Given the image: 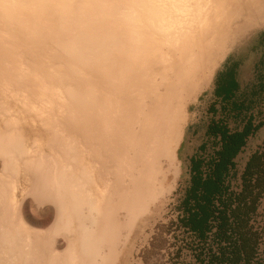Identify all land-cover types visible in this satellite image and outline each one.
<instances>
[{
	"label": "bare ground",
	"instance_id": "6f19581e",
	"mask_svg": "<svg viewBox=\"0 0 264 264\" xmlns=\"http://www.w3.org/2000/svg\"><path fill=\"white\" fill-rule=\"evenodd\" d=\"M213 1L0 0V81L7 78L23 90L29 86L26 67L31 65L23 66L21 51L38 59L44 54L62 57L80 76L75 81L52 71L50 80L75 106L43 123L52 126L42 140L55 149L54 155L39 149L40 139L21 133L17 117L0 102V111L8 116L7 127L0 130L2 168L15 177L23 171L29 184L19 195L32 200L27 203L31 210L20 214L12 197L15 185L9 175L0 174V264H99L98 259L108 256L116 238L144 210L145 202L136 195L152 190L160 173L155 165L162 157L172 158L164 135L179 128L182 92L201 66L199 53L211 30L207 24ZM23 2L51 11L39 12ZM47 15L52 22L47 23ZM84 63L101 71L109 82L105 89L92 86ZM20 105L29 107L24 100ZM69 125L109 151L101 166L84 164L75 138L65 133ZM31 152L37 156H28Z\"/></svg>",
	"mask_w": 264,
	"mask_h": 264
},
{
	"label": "rangeland",
	"instance_id": "374dc122",
	"mask_svg": "<svg viewBox=\"0 0 264 264\" xmlns=\"http://www.w3.org/2000/svg\"><path fill=\"white\" fill-rule=\"evenodd\" d=\"M23 4L30 6L27 2ZM211 5L212 9L209 11L211 23L207 24L211 30L203 37L204 43L199 53L201 54V66L198 69L195 68L192 82L185 85L182 92L179 128L176 133L166 132L164 135V138L171 142L169 145L172 158L162 157L155 165L160 173L152 190L142 189L141 193L136 195L145 202L144 210L136 214L124 235L120 239L116 238V243L113 248L110 247L112 250L108 256L103 260L101 258L97 260L99 264H208L211 254H218L219 247L224 245L215 239V227L207 233L204 240L181 227L178 222L181 211L178 209L189 181L187 158L196 151V148L205 145L204 158L210 159L218 148L217 145L211 144L213 138L206 137L208 124L213 117L209 112V107L214 103L215 109H220V103L214 97L215 75L220 72L224 62L235 61L237 81L240 89L244 90L255 81L256 67L264 68V44L261 42V36H264V0H214ZM42 6L32 5L30 7L39 12L51 11L47 8L41 9ZM45 17L48 19L47 23L52 22L50 15ZM206 29L202 28V30ZM24 52L21 51L18 58H22L23 66L31 65L26 68L30 71L32 81L23 90L21 86L11 85L9 80L4 78L0 81V102L17 117V126L21 133L30 140L34 137L40 139L37 145L39 149L42 148L46 155H54L55 149L48 148L46 142L42 140L44 135L50 132L52 126L45 124L46 127L43 123L51 115L65 116L67 108L72 110L75 106L61 87H57L50 80L52 71L67 73L75 81L80 76L70 71L67 62L62 57L51 58L48 54H44L38 59ZM191 54L192 52L188 54V57ZM24 56L27 59L23 60ZM83 66L85 71L92 75V86L105 89V85L109 82L102 78L101 71L85 63ZM33 78L37 83L33 81ZM111 95L116 100L120 99L118 93H111ZM22 100L29 107L22 108L20 105ZM75 114L78 117L82 116L79 113ZM7 119L8 116L0 111V130L7 127L5 124ZM68 123L66 121V124ZM69 127L65 129V133L75 138L74 147L78 148V154L81 155L80 158L84 164L92 167L101 166V160L110 154L109 151L100 149L97 146L98 143L89 139L86 131L71 125ZM194 127L196 133L192 135L191 129ZM240 127L239 122L233 120L229 122L230 129ZM263 143L264 127L249 147L243 149L234 160L235 167L226 179V184L231 187L228 193L239 191L240 176L251 153L263 146ZM28 144L31 148L32 143ZM95 151L101 153L102 157L98 155L99 157L96 158L93 153ZM28 156L34 158L37 153L31 152ZM60 162L65 163L62 158ZM79 166L80 163L75 170ZM205 167H202L203 171ZM114 168L111 167V170ZM2 173L9 175V182L15 185L12 197L15 196L20 214L29 212L31 207L27 203L32 204L30 196L26 194L21 198L19 195L21 187L29 184L27 178L23 176V171L15 177L11 172H6L2 168L0 160V174ZM16 180L18 186L14 183ZM111 182L110 177L105 180L107 191L111 190L109 187ZM86 183L94 196H98V191L93 187V181L88 180ZM116 183L122 186L126 184L120 181ZM215 204L217 205V201ZM43 209H48V207ZM252 215L247 228L257 237V252L250 264H264V194L257 200L255 210L249 217ZM56 241L62 247L65 246L62 236H58ZM104 247H108L107 244Z\"/></svg>",
	"mask_w": 264,
	"mask_h": 264
},
{
	"label": "trees",
	"instance_id": "16d2710c",
	"mask_svg": "<svg viewBox=\"0 0 264 264\" xmlns=\"http://www.w3.org/2000/svg\"><path fill=\"white\" fill-rule=\"evenodd\" d=\"M261 42L264 44L263 35ZM256 71L255 81L244 90L238 84L236 68L218 74L214 97L220 109H215L214 103L210 105L213 117L206 131V137L213 138L211 144L218 148L207 159L202 145L192 158L189 181L178 209L180 226L202 240L216 228L215 239L224 245L218 254H211L208 264H250L257 252V237L247 226L255 213L249 215L264 194V143L251 153L240 176L239 191L228 193L231 187L226 184L235 167L234 160L264 127V68L256 67ZM231 120L241 127L230 129Z\"/></svg>",
	"mask_w": 264,
	"mask_h": 264
},
{
	"label": "crops",
	"instance_id": "0c3cea01",
	"mask_svg": "<svg viewBox=\"0 0 264 264\" xmlns=\"http://www.w3.org/2000/svg\"><path fill=\"white\" fill-rule=\"evenodd\" d=\"M228 60H230V59H228ZM229 68H236L237 69V63L235 62V61H227V62H224V64H223V67L220 69V72L219 73H221L222 71H224V70H226V69H229ZM219 73H217V75H215V81H214V85L216 84V80H217V77H218V74ZM215 87V86H214ZM192 130V135L194 134V133H196V131H195V127H194V129L192 128L191 129ZM261 129H259L258 131H257V133L253 136V137H251L249 140H248V143H247V145H246V147L245 148H247V147H249V145L251 144V142H252V140L253 139H255V138H257V136H258V133H259V131H260ZM244 148V149H245ZM199 149H200V147H198V148H196V153L199 151ZM243 151V150H242ZM195 152H193L188 158H187V162H188V164H189V166H188V173H189V177H190V173H191V161H192V158L196 155V153ZM195 153V154H194Z\"/></svg>",
	"mask_w": 264,
	"mask_h": 264
}]
</instances>
